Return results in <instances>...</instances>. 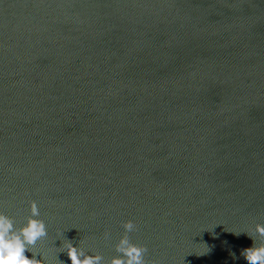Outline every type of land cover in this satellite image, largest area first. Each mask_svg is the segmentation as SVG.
<instances>
[{"label":"water","instance_id":"1","mask_svg":"<svg viewBox=\"0 0 264 264\" xmlns=\"http://www.w3.org/2000/svg\"><path fill=\"white\" fill-rule=\"evenodd\" d=\"M29 201L41 264H108L126 221L146 264H247L264 0H0V213L22 227Z\"/></svg>","mask_w":264,"mask_h":264},{"label":"clouds","instance_id":"2","mask_svg":"<svg viewBox=\"0 0 264 264\" xmlns=\"http://www.w3.org/2000/svg\"><path fill=\"white\" fill-rule=\"evenodd\" d=\"M30 216L26 223L19 228L14 226L13 220L3 213H0V264H41V261L29 259L25 253L31 251L38 241L47 236L46 226L43 220L37 219L40 215L35 201H29ZM124 235L121 236L115 245V251L119 254L111 258L108 264H146L144 259L147 248L143 245L133 244L128 233L136 230L132 221L122 224ZM238 233L235 235H240ZM246 234L253 241V246L241 251V256L247 264H264V226L257 224L254 234L249 231ZM107 237V233H105ZM258 240V242H257ZM65 252L71 264H102L103 257L99 254L88 255L82 249L73 247L67 243ZM233 258H235V255Z\"/></svg>","mask_w":264,"mask_h":264}]
</instances>
